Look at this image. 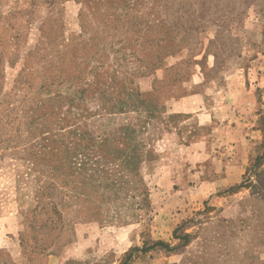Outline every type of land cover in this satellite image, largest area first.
Listing matches in <instances>:
<instances>
[{"label": "rangeland", "instance_id": "374dc122", "mask_svg": "<svg viewBox=\"0 0 264 264\" xmlns=\"http://www.w3.org/2000/svg\"><path fill=\"white\" fill-rule=\"evenodd\" d=\"M61 59L86 72L64 96L97 92L98 68L159 116H108L93 92L74 110L51 101L59 89L39 86ZM129 123L138 174L80 135ZM44 138L60 151L38 166ZM86 156L124 186L90 188L74 173ZM0 264H264V0H0Z\"/></svg>", "mask_w": 264, "mask_h": 264}, {"label": "trees", "instance_id": "16d2710c", "mask_svg": "<svg viewBox=\"0 0 264 264\" xmlns=\"http://www.w3.org/2000/svg\"><path fill=\"white\" fill-rule=\"evenodd\" d=\"M61 54H63V51H61ZM60 59V58H59ZM63 64V59L58 60L57 64L54 65V67L60 69L59 74H45L42 78V81H45V84L39 86V89L42 91L50 92L49 87H57L63 88L67 85L74 86L75 84H83L85 79V71L82 69L83 74L78 75H68L61 73L62 68L60 65ZM53 66V65H52ZM90 77L93 78V84L98 88L97 92L96 89H93L94 96H92V99L96 102L98 101L100 103V108L104 109L105 114L108 116L116 115V114H127V113H134L137 114L139 123L143 121V116L147 115V120H152L157 118L159 116V112L161 111V105L154 99H152L153 95H146L145 93L141 92L139 88L133 86V82H131L129 85H121V90L114 92L110 88V85H113V82L117 81L112 76V73H105L102 74L98 71V68L92 70L89 74ZM102 77V79H98V77ZM111 83L109 84V82ZM122 83V82H121ZM88 86V85H86ZM67 91H63L62 89H59V92L55 94V96L50 95V100L56 103H59L61 105L62 101H66L70 104L71 110L78 109L80 106L77 103L85 102L87 100V95L91 92L88 91V89H84L81 87L78 91L74 92V97H67L64 96V93ZM97 93V94H96ZM97 95V96H96ZM64 98V99H63ZM111 104V108H108V103ZM69 116L71 115V111L66 112ZM57 113L51 112V116L55 117ZM69 116H59L58 121L63 119L64 124L70 125L69 127H73L75 122ZM84 118L89 117L88 114L82 116ZM144 125L147 123V121H143ZM142 124V123H141ZM142 125L141 129L145 128V126ZM69 134H73V131H69ZM81 139L86 141L87 144H85V148L91 146L92 143H96V149H97V156H98V163L99 162H105L108 165H115L117 163V166L122 167L130 174H138L140 170V164L142 162V158L146 156L145 153V142L140 140L137 136V130H135L133 124H127L120 128V138H114L109 133H104L97 139H93L92 136L88 133H82ZM48 141L46 138H44V144L41 145L40 153L34 154L33 160L34 164H37L40 166V163H46L50 161V156L57 155L60 151V148H54L53 150H48ZM69 147V146H67ZM49 151V152H48ZM148 155V153H147ZM88 156H86L82 162H80L81 169L83 170H76L74 171L75 174L84 175L87 178V185L92 188L93 190H98L99 188L103 187L105 189H113V188H122L124 186V181H122V184H116L115 182H112L108 180V178L105 177V170L104 167L100 166H94V167H88ZM73 162H71V165L69 167L73 168ZM107 169V167H106ZM72 169H67L66 171H71ZM107 173H109V170H106ZM102 173V176H100ZM99 176V177H98ZM100 178H103L100 179ZM45 190V189H44ZM92 200V199H88ZM154 246H167V244H164L163 242H158L153 244Z\"/></svg>", "mask_w": 264, "mask_h": 264}, {"label": "crops", "instance_id": "0c3cea01", "mask_svg": "<svg viewBox=\"0 0 264 264\" xmlns=\"http://www.w3.org/2000/svg\"><path fill=\"white\" fill-rule=\"evenodd\" d=\"M190 98V97H189ZM194 97H191L190 99H193ZM189 99V100H190ZM189 103V102H188ZM180 105H181V102L179 103ZM180 111L182 112V111H184V110H182V109H180ZM190 111V110H189ZM192 111V110H191ZM185 112H187V111H185Z\"/></svg>", "mask_w": 264, "mask_h": 264}]
</instances>
